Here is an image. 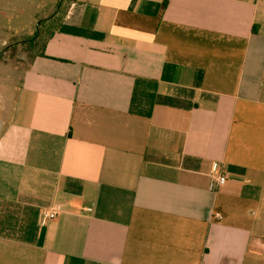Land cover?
<instances>
[{
	"label": "crops",
	"instance_id": "obj_1",
	"mask_svg": "<svg viewBox=\"0 0 264 264\" xmlns=\"http://www.w3.org/2000/svg\"><path fill=\"white\" fill-rule=\"evenodd\" d=\"M8 61L0 264H264V0H75Z\"/></svg>",
	"mask_w": 264,
	"mask_h": 264
},
{
	"label": "rangeland",
	"instance_id": "obj_2",
	"mask_svg": "<svg viewBox=\"0 0 264 264\" xmlns=\"http://www.w3.org/2000/svg\"><path fill=\"white\" fill-rule=\"evenodd\" d=\"M72 1L75 0H0V46H3L0 59L9 60L7 67L15 62L18 67L25 68ZM52 14L56 23L39 26L40 21L44 22ZM38 26L37 38L29 42Z\"/></svg>",
	"mask_w": 264,
	"mask_h": 264
},
{
	"label": "built area",
	"instance_id": "obj_3",
	"mask_svg": "<svg viewBox=\"0 0 264 264\" xmlns=\"http://www.w3.org/2000/svg\"><path fill=\"white\" fill-rule=\"evenodd\" d=\"M214 173V186H222L226 181V176L219 171V167L214 166L213 168ZM61 206L60 205H53L48 209H45L41 212L40 215V221L41 223H47L49 221H52L58 217V215L61 213Z\"/></svg>",
	"mask_w": 264,
	"mask_h": 264
},
{
	"label": "trees",
	"instance_id": "obj_4",
	"mask_svg": "<svg viewBox=\"0 0 264 264\" xmlns=\"http://www.w3.org/2000/svg\"><path fill=\"white\" fill-rule=\"evenodd\" d=\"M58 5H60V4H58ZM58 5H57V7H58ZM53 15L54 14H52L50 17H48L46 20H44V22L43 21H40L39 26L42 25V24H47V23H56L55 22V19L53 18L54 17ZM59 22H60V20H59ZM59 22H57V26L59 25ZM39 26L35 29L33 35L30 36V38L28 40L29 42H32V41H34L37 38ZM57 26L54 29H52L49 33H47V35H45V38L42 41L41 48H40V50L35 55L42 54L43 53V46H44L45 42L52 35L53 31L56 30Z\"/></svg>",
	"mask_w": 264,
	"mask_h": 264
}]
</instances>
